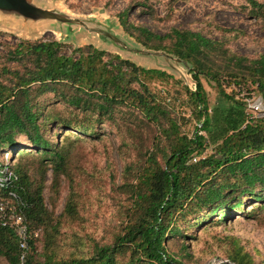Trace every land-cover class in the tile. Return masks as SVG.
<instances>
[{
    "label": "trees",
    "instance_id": "16d2710c",
    "mask_svg": "<svg viewBox=\"0 0 264 264\" xmlns=\"http://www.w3.org/2000/svg\"><path fill=\"white\" fill-rule=\"evenodd\" d=\"M248 1L264 16V3ZM140 5L148 6L145 1ZM129 12L130 8L125 9L119 18L131 36L147 48L165 50L192 66L197 89L189 91V98L201 127L192 138L183 133L180 119L153 93L146 79L170 78L163 70L139 66L93 44L74 48L69 54L68 46L57 40H22L7 46L4 61H0V150L12 149L0 161V175L5 168L12 174L0 185V201L11 199L30 227L43 225L55 239L61 229L43 196L44 163L52 162L58 176L68 153L65 147L56 146L54 140L60 133L51 134V120L97 135L94 127L73 123L60 112L41 110L37 97L53 92L64 104L96 114L100 123L106 116L111 118L116 109L126 108L142 117L140 123L157 127L136 183L126 187L133 195L137 215L124 234L112 244L97 246L91 257L58 260L48 255L42 263L34 258L35 239L30 242L31 253L22 260L23 249L14 231L0 226V256L10 264H115L116 253L128 249L131 256L126 264H186L165 245L166 236L180 231L172 210L189 213L197 205L200 211L220 210L223 221L232 208L241 206L244 195L264 200V116L251 118L235 93L223 85L226 78L239 85L252 83L264 98V54L243 56L223 41L178 27L159 34L132 22ZM11 62L14 64L7 65ZM201 75L214 80L221 96L234 104L213 114ZM17 134L27 135L36 150L16 151ZM210 143L215 145L214 153L191 162ZM33 158L42 163L39 178H33L27 166ZM75 199L72 192L64 211L71 218L79 213ZM233 245L229 253L232 262L254 264L237 238Z\"/></svg>",
    "mask_w": 264,
    "mask_h": 264
},
{
    "label": "rangeland",
    "instance_id": "374dc122",
    "mask_svg": "<svg viewBox=\"0 0 264 264\" xmlns=\"http://www.w3.org/2000/svg\"><path fill=\"white\" fill-rule=\"evenodd\" d=\"M147 2L141 6L140 2ZM43 7L56 8L84 19L89 27L101 28L114 33L128 46L151 53H137L119 43L80 25H69L54 20L27 21L0 13V61L7 46H14L22 40H57L68 46V54L74 48L93 44L99 49L151 69H160L171 75L167 79H146L153 93L180 119L182 132L189 137L201 127L195 116V107L189 98V91H196L192 66L179 60L165 50L147 48L131 36L121 25L119 14L130 8V20L144 25L159 34H165L172 27L200 32L215 40L223 41L233 52L258 57L264 54V16L248 0H35ZM264 3V0H259ZM14 63H7L12 65ZM17 64V63H15ZM200 79L207 91L208 102L213 114L228 109L234 103L223 98L214 80L205 75ZM225 89L236 95L242 109L251 118L264 116V98L250 83L236 84L226 78ZM59 96L47 92L36 98L37 106L48 112H60L62 117L79 125L94 127L97 135L80 128L64 127L51 120L50 132L58 131L54 142L65 147L66 164L56 176L54 164L44 163V203L60 220L58 238L47 235L43 225L31 227L38 233L35 238L34 258L42 262L48 255L55 259L70 257H91L97 246L112 244L116 237L125 233L128 223L136 219L137 210L127 184L136 183V176L142 170L147 149H152L156 139V126H147L142 117L131 114L126 108H118L111 118L100 119L92 112H82L59 101ZM256 107H258L256 109ZM54 118V117H53ZM140 123V125L138 124ZM154 126V127H152ZM201 134H206L201 131ZM15 150L35 151L25 134H17ZM215 145L208 144L191 162H198L214 153ZM12 149V148H11ZM0 150V161L11 150ZM35 153V152H34ZM15 158V157H14ZM16 156L14 161H17ZM32 177L42 175V163L28 160ZM37 168V169H36ZM43 168V169H44ZM123 184L125 187H123ZM74 192L78 204V215L74 218L64 214L70 194ZM10 202L11 199H9ZM192 212L172 210L180 229L176 236H166V248L180 257L186 264H235L229 253L234 249L233 240L238 239L254 260L264 264V200L249 195L242 197L241 206L232 208L226 219L221 221L220 210H199ZM170 217V216H168ZM185 246V247H184ZM131 250L116 253L115 264H126ZM31 253L28 248L26 255ZM25 262V261H23ZM0 264H10L0 256Z\"/></svg>",
    "mask_w": 264,
    "mask_h": 264
},
{
    "label": "water",
    "instance_id": "95a60500",
    "mask_svg": "<svg viewBox=\"0 0 264 264\" xmlns=\"http://www.w3.org/2000/svg\"><path fill=\"white\" fill-rule=\"evenodd\" d=\"M0 13L33 22L42 20H54L63 24L80 25L91 32L98 33L104 37L111 39L113 42L119 43L124 48L130 51L144 54L151 53L142 49L130 47L110 31L101 28L89 27L84 19L73 16L56 8L43 7L37 4L35 0H0ZM179 60L182 61L181 59Z\"/></svg>",
    "mask_w": 264,
    "mask_h": 264
},
{
    "label": "built area",
    "instance_id": "2783aa9c",
    "mask_svg": "<svg viewBox=\"0 0 264 264\" xmlns=\"http://www.w3.org/2000/svg\"><path fill=\"white\" fill-rule=\"evenodd\" d=\"M257 108L258 107H256V109ZM10 174L12 173L8 168L2 170L0 185L9 181ZM0 226L14 231L18 238L19 245L23 249L21 258L24 260L25 252L28 250L31 240L38 237L37 231L29 226L25 217L17 210L16 205L10 201H0Z\"/></svg>",
    "mask_w": 264,
    "mask_h": 264
}]
</instances>
